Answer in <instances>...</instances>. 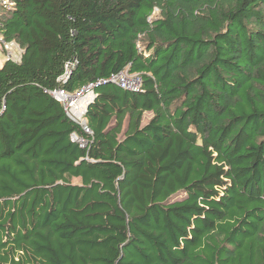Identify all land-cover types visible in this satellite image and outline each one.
Here are the masks:
<instances>
[{
  "label": "trees",
  "instance_id": "16d2710c",
  "mask_svg": "<svg viewBox=\"0 0 264 264\" xmlns=\"http://www.w3.org/2000/svg\"><path fill=\"white\" fill-rule=\"evenodd\" d=\"M10 1L0 264H264V0Z\"/></svg>",
  "mask_w": 264,
  "mask_h": 264
},
{
  "label": "built area",
  "instance_id": "2783aa9c",
  "mask_svg": "<svg viewBox=\"0 0 264 264\" xmlns=\"http://www.w3.org/2000/svg\"><path fill=\"white\" fill-rule=\"evenodd\" d=\"M12 6L13 3L10 0H0V14L3 10H11ZM21 53L22 51L17 44L5 41L0 33V54H3L8 60L19 61ZM66 75L62 80L66 78ZM109 81L120 89L133 93L138 92L141 87L140 77L136 74H130L127 71L112 76ZM94 88L95 86L89 85L74 93H68L63 90H55L49 93L62 106L66 117L81 129L84 135L71 134L70 141L78 144L83 149L87 147L88 137L91 136V131L86 124L84 116L87 106L95 98Z\"/></svg>",
  "mask_w": 264,
  "mask_h": 264
},
{
  "label": "rangeland",
  "instance_id": "374dc122",
  "mask_svg": "<svg viewBox=\"0 0 264 264\" xmlns=\"http://www.w3.org/2000/svg\"><path fill=\"white\" fill-rule=\"evenodd\" d=\"M154 16H157V13L154 14ZM4 55L3 54H0V65H2L4 63ZM63 109V108H62ZM64 112V111H63ZM65 114V113H64ZM66 116V115H65ZM151 117V114H145L144 115V121L146 122L149 118ZM144 124V122H143ZM142 124V125H143ZM73 184H79V181L78 180H73L72 181Z\"/></svg>",
  "mask_w": 264,
  "mask_h": 264
},
{
  "label": "clouds",
  "instance_id": "9594fccd",
  "mask_svg": "<svg viewBox=\"0 0 264 264\" xmlns=\"http://www.w3.org/2000/svg\"><path fill=\"white\" fill-rule=\"evenodd\" d=\"M17 46H18V45H17ZM19 49H20V48H19ZM20 50H21V49H20ZM21 51H22V50H21ZM21 54H22V53H21ZM20 57H21V56H20ZM4 59H5V60H8V59L5 58V56H4ZM5 60H4V61H5ZM19 60H20V59H19ZM11 61H12V60H11ZM14 62H19V61H14ZM92 102H93V101H92ZM92 102H91V103H92ZM91 103H90V104H91ZM90 104H89V105H90ZM88 107H89V106H88ZM86 110H87V108H86Z\"/></svg>",
  "mask_w": 264,
  "mask_h": 264
},
{
  "label": "water",
  "instance_id": "95a60500",
  "mask_svg": "<svg viewBox=\"0 0 264 264\" xmlns=\"http://www.w3.org/2000/svg\"><path fill=\"white\" fill-rule=\"evenodd\" d=\"M89 106V105H88ZM88 106H87V108H88Z\"/></svg>",
  "mask_w": 264,
  "mask_h": 264
},
{
  "label": "crops",
  "instance_id": "0c3cea01",
  "mask_svg": "<svg viewBox=\"0 0 264 264\" xmlns=\"http://www.w3.org/2000/svg\"><path fill=\"white\" fill-rule=\"evenodd\" d=\"M1 66V65H0Z\"/></svg>",
  "mask_w": 264,
  "mask_h": 264
}]
</instances>
